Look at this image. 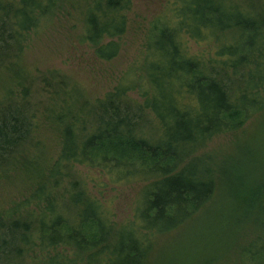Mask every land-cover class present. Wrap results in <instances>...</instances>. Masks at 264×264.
<instances>
[{
	"label": "trees",
	"instance_id": "trees-1",
	"mask_svg": "<svg viewBox=\"0 0 264 264\" xmlns=\"http://www.w3.org/2000/svg\"><path fill=\"white\" fill-rule=\"evenodd\" d=\"M132 8L133 0H0V180L21 166L37 171L27 193L0 208V264H153L155 248L168 250L164 239L184 229L188 251L171 264H231L223 253L246 236L240 262L264 264V182L246 174L257 167L250 147L237 140L241 157L221 170L228 186L240 180L237 194L221 191L218 160L196 156L254 116L264 133V0H164L139 25V64L102 98L56 70L19 66L41 25L74 16L79 44L114 60ZM34 84L45 96L31 105ZM42 133L55 138L53 156L38 153ZM42 155L41 169L29 168ZM78 167L101 188L144 183L132 216L115 220Z\"/></svg>",
	"mask_w": 264,
	"mask_h": 264
},
{
	"label": "rangeland",
	"instance_id": "rangeland-1",
	"mask_svg": "<svg viewBox=\"0 0 264 264\" xmlns=\"http://www.w3.org/2000/svg\"><path fill=\"white\" fill-rule=\"evenodd\" d=\"M163 3L164 0H133L132 12L129 14L128 32L121 40L122 48L118 56L112 61L106 62L96 59L87 45L79 44L78 35L81 23L80 19L74 16L73 18L68 17L69 24L67 25L64 23L56 24L53 28L46 23L41 25L39 30L31 35L30 42L24 49L19 66L28 72H37L42 76L45 72L56 70L65 75L69 81L77 82V85L89 98H102L121 79L126 77L125 80H127V76H130L128 73L131 67L139 64L142 41V31H140L139 25H142L146 19H150L154 14L158 13L162 9ZM73 26L75 30L70 31L69 29L67 35L65 34L67 31H62L63 27L71 28ZM64 34L65 36H63ZM189 46L192 52L197 50L194 44L190 43ZM43 89V86L33 85L30 96L31 105L40 101V99L43 100L45 96V93L42 92ZM80 106L83 105L80 104ZM258 118V116H254L241 131L234 135H223L213 138L204 149L196 153L198 157L210 156L218 160L213 163V168L216 171L219 169L220 189L227 194H237L238 190L241 191L242 188L239 185L240 180L235 181L232 179L229 186L221 180V170L228 166L230 167V163H233L230 162V159L241 157L236 148L237 145H235L237 140L245 147H250V152L254 155L257 162L254 164V166L257 165L256 169L251 168L252 170L246 174L250 173L256 180H259L260 184L264 182V133H261L259 128L256 127L257 124L255 123ZM31 142L29 141L28 143L30 144ZM40 142L45 146H39L38 153L41 154L46 151L48 152L46 155L53 156L55 154L56 142L53 135L50 137L42 133ZM25 148L26 146H22L20 150ZM45 159L44 155L40 156V158L35 160L37 166H30L29 168L41 169ZM0 171H2V168ZM34 172L37 173V171H32V169L28 168L24 169V166H21L10 173L12 174L10 177L13 178L8 181L0 180V208L9 207L10 202L15 200L19 193H27L31 184L30 180L33 179V176L30 175H34ZM77 172L80 180L83 179L88 182V187L95 197L103 199L107 203L111 202L115 220L123 221L132 216L135 205L140 202L141 197L139 196L145 186L144 183L132 182L124 186L113 187V185H109L101 188L104 181L96 173L89 172L81 167L77 168ZM231 196L234 197L235 195L231 194ZM213 203V206L218 208L220 198L217 197ZM257 222L259 220L255 217L250 220L249 224L254 226ZM254 229L256 228L254 227ZM258 231L263 235V230L258 229ZM188 236V229L170 234L164 241H168L167 244L172 248L170 247L168 250L165 248V251L161 248L158 249V247L155 248L150 258L151 263L166 264L169 260L168 253L171 254L172 258L169 260V264L174 260L177 262L183 259L187 253L186 251H188L186 248ZM207 236L212 237L209 233H207ZM248 238L249 236L238 238L236 240L238 249H229L223 253L226 256L229 255L231 264H242L239 254L249 241ZM261 242L264 244V238Z\"/></svg>",
	"mask_w": 264,
	"mask_h": 264
}]
</instances>
